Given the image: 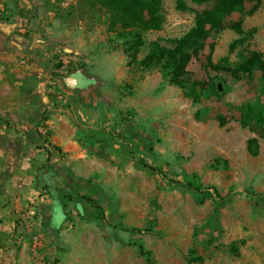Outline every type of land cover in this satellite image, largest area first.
Returning <instances> with one entry per match:
<instances>
[{
    "label": "rangeland",
    "instance_id": "1",
    "mask_svg": "<svg viewBox=\"0 0 264 264\" xmlns=\"http://www.w3.org/2000/svg\"><path fill=\"white\" fill-rule=\"evenodd\" d=\"M162 3L165 24L145 35L139 60L153 43L172 48L207 8L189 3L182 12L175 0ZM252 7L247 4L248 11ZM0 17L21 18L27 32L72 30L76 49L86 55H78L81 68L106 57L129 63L116 88L122 104L133 107L130 121L151 135V175L130 183L124 201L130 224L121 225L119 238L108 229V241L98 230L90 232L82 264H264L263 73L254 67L238 80L228 71L254 53L264 60V0L253 15H233L224 31L207 40L179 87L160 66L130 63L123 41L109 30L107 13L83 1L0 0ZM250 32L254 36L241 46ZM186 175L220 198L212 190L191 191L182 183Z\"/></svg>",
    "mask_w": 264,
    "mask_h": 264
},
{
    "label": "crops",
    "instance_id": "2",
    "mask_svg": "<svg viewBox=\"0 0 264 264\" xmlns=\"http://www.w3.org/2000/svg\"><path fill=\"white\" fill-rule=\"evenodd\" d=\"M23 22L0 17V264H82L90 232L130 224L152 138L120 101L128 61L62 68L59 49L86 57L76 33Z\"/></svg>",
    "mask_w": 264,
    "mask_h": 264
},
{
    "label": "trees",
    "instance_id": "3",
    "mask_svg": "<svg viewBox=\"0 0 264 264\" xmlns=\"http://www.w3.org/2000/svg\"><path fill=\"white\" fill-rule=\"evenodd\" d=\"M87 3L92 9L102 10L109 18V30L116 34L126 48L130 63L140 64L142 68L160 66L165 79L174 86H181L183 78L188 74L189 65L198 59L205 48L207 40L220 34L226 28L229 18L235 14L253 15L260 7L262 0H175L177 9L182 12L190 10L189 3L207 7L196 13L191 30L179 39H174L172 48L153 43L151 51L143 60H139L141 50L146 46L145 35L151 31H161L165 24L162 0H78ZM247 4L253 7L247 10ZM254 36L253 32L244 34L239 41L244 46ZM237 47V46H236ZM244 64L236 68H228L235 79L242 75H252L254 67L261 70L264 79V60L259 54L245 57ZM253 64L252 66L250 65ZM249 110V109H248ZM258 118L264 122V112ZM264 131V123L261 125ZM164 178L165 173H161ZM197 194L212 190L216 198H220L214 188L206 189L198 182V177L186 175L182 182ZM149 264L151 260L148 261Z\"/></svg>",
    "mask_w": 264,
    "mask_h": 264
},
{
    "label": "built area",
    "instance_id": "4",
    "mask_svg": "<svg viewBox=\"0 0 264 264\" xmlns=\"http://www.w3.org/2000/svg\"><path fill=\"white\" fill-rule=\"evenodd\" d=\"M57 56V63L58 64H63L62 68H68L71 64H78L80 62V58L77 54L74 52H64L63 50L59 49L56 52ZM40 262H43L41 259Z\"/></svg>",
    "mask_w": 264,
    "mask_h": 264
}]
</instances>
